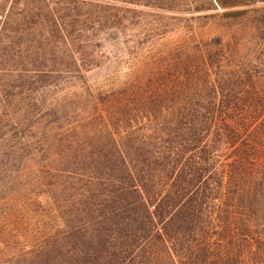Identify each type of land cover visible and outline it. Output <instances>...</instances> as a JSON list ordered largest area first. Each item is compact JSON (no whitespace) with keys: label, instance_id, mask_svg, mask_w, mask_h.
I'll use <instances>...</instances> for the list:
<instances>
[{"label":"trees","instance_id":"trees-1","mask_svg":"<svg viewBox=\"0 0 264 264\" xmlns=\"http://www.w3.org/2000/svg\"><path fill=\"white\" fill-rule=\"evenodd\" d=\"M144 1L226 23L108 89L93 57L0 61V264H264V0ZM39 17L62 41L106 26Z\"/></svg>","mask_w":264,"mask_h":264},{"label":"rangeland","instance_id":"rangeland-1","mask_svg":"<svg viewBox=\"0 0 264 264\" xmlns=\"http://www.w3.org/2000/svg\"><path fill=\"white\" fill-rule=\"evenodd\" d=\"M255 9L264 10V4H257ZM56 12L61 15L90 12L103 18L106 26L85 30L82 36L72 34L69 41L46 33L34 34L40 33L41 27H50L47 19H40V13ZM210 14L215 11L184 13L177 8L167 11L144 0H0V61L2 67L17 72L23 68L21 61L36 57L49 61L44 69H54L55 59L66 60L72 53L93 57L97 65L87 66L82 73L87 83L103 89L118 87L133 73L137 60L154 57L191 35L220 34L226 20L200 16ZM17 31L26 32L20 35ZM76 42L79 46L75 47ZM87 43L92 48H84ZM80 84V80L68 79L63 86L79 90ZM4 179L0 175V183ZM6 193V189L0 188V198L7 197ZM0 258L4 259L2 255Z\"/></svg>","mask_w":264,"mask_h":264}]
</instances>
